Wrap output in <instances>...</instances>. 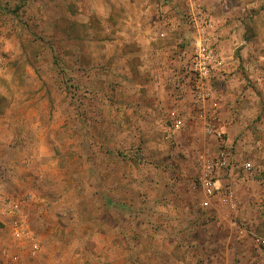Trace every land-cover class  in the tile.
I'll return each instance as SVG.
<instances>
[{"label":"rangeland","instance_id":"374dc122","mask_svg":"<svg viewBox=\"0 0 264 264\" xmlns=\"http://www.w3.org/2000/svg\"><path fill=\"white\" fill-rule=\"evenodd\" d=\"M119 1H162L183 51L172 61L183 126L168 140L156 118L114 116L121 92L93 75L104 45L93 34L109 5L124 23ZM204 25L223 65L199 103L189 64ZM0 68V198L19 203L25 228L15 237L2 203L0 264H264V0H0ZM221 150L213 195L201 162ZM171 202L178 230L156 223L171 221Z\"/></svg>","mask_w":264,"mask_h":264},{"label":"crops","instance_id":"0c3cea01","mask_svg":"<svg viewBox=\"0 0 264 264\" xmlns=\"http://www.w3.org/2000/svg\"><path fill=\"white\" fill-rule=\"evenodd\" d=\"M159 2L162 1H119L118 4L115 3L116 7L123 6L124 11L126 8L129 9V13H125L123 24L120 21L122 13L113 14L115 7L111 8L109 5L110 12L100 18L99 27L93 34V37L95 35L99 41L103 40L104 44L95 47L102 61L99 65L95 63L93 75L105 76L109 73L108 78L111 82H115V86L121 92V95H116L115 91L112 93L114 116L120 118L119 120L139 114L141 118H156L157 120L150 122V125L162 130L164 138L168 140L171 136L168 134L170 118L174 114L180 117L176 110L180 105H177L174 87L175 84H180V79L183 82L184 78L180 70H175L172 61H178L183 51L178 47L179 45H173L170 41V36L173 35L172 32L175 29L170 27L171 23L168 24L159 13V9H163ZM118 11L120 12L119 8ZM105 22L107 26L103 27L102 23ZM174 37L179 36L174 34ZM179 102H183L182 99ZM171 104H173V110L170 107ZM166 114H170L169 124H162L161 119ZM153 203L158 209L162 204L160 200ZM168 206L164 207L163 211L169 212L172 216L171 221H163L158 225L156 220L157 226L175 230L182 228L184 221L179 204L174 205V202H171ZM166 215L167 213L164 216ZM189 257H185V260ZM173 259L178 263H184L182 259L175 256Z\"/></svg>","mask_w":264,"mask_h":264},{"label":"built area","instance_id":"2783aa9c","mask_svg":"<svg viewBox=\"0 0 264 264\" xmlns=\"http://www.w3.org/2000/svg\"><path fill=\"white\" fill-rule=\"evenodd\" d=\"M210 28V26H208ZM205 25L201 27L199 35L200 38L197 40L195 45L194 53L190 59L189 64V73L193 76L195 85V99L199 103H205L206 101H211L213 96V90L211 85L209 86L208 81L213 75L214 71L223 65V60L218 57L216 48L214 47L215 42L208 39L205 36ZM1 70V68H0ZM208 84V85H207ZM204 112V111H203ZM200 111V117L205 119L206 115ZM171 124L168 130V134L172 135L183 126V122L180 117L176 114L172 115L170 118ZM207 133H214L217 137L221 138L222 133L215 131L210 125L207 126ZM229 165L228 154L225 150H221L220 153L212 160L206 162H201V174H200V184L202 185L204 191L209 194H215L216 182L214 177L223 168ZM247 168H250L249 163L246 164ZM235 193L232 190L226 191L224 201L231 203L234 206V195ZM3 203L5 206L1 212L8 213L13 217L12 229L14 235L17 238H21L23 231L25 232L24 224L21 220L17 218L19 212V203L17 201L7 202L6 200H1L0 206ZM8 203V204H6ZM39 244L34 240L32 242V255L36 256L39 252ZM13 259L16 261L15 264H20L18 258L15 256Z\"/></svg>","mask_w":264,"mask_h":264}]
</instances>
